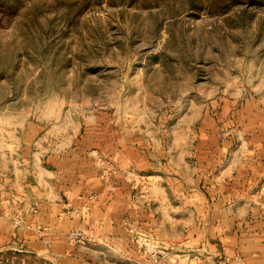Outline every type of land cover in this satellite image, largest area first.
I'll return each instance as SVG.
<instances>
[{
	"label": "rangeland",
	"instance_id": "1",
	"mask_svg": "<svg viewBox=\"0 0 264 264\" xmlns=\"http://www.w3.org/2000/svg\"><path fill=\"white\" fill-rule=\"evenodd\" d=\"M263 156L264 0H0V264H123L83 222L102 190Z\"/></svg>",
	"mask_w": 264,
	"mask_h": 264
},
{
	"label": "crops",
	"instance_id": "2",
	"mask_svg": "<svg viewBox=\"0 0 264 264\" xmlns=\"http://www.w3.org/2000/svg\"><path fill=\"white\" fill-rule=\"evenodd\" d=\"M196 165V182L175 179V186H154L155 197L147 206L125 204L117 196L121 207L115 209L102 190L83 216L86 228L102 229L90 244L112 248L123 264H159L150 254L154 247L170 249L160 264H264V156L239 161L224 157L214 163L203 159ZM247 197L250 204L244 202ZM244 206L261 216L253 212L246 219L238 217ZM127 225L135 229L134 238ZM142 240L152 247L141 246Z\"/></svg>",
	"mask_w": 264,
	"mask_h": 264
}]
</instances>
